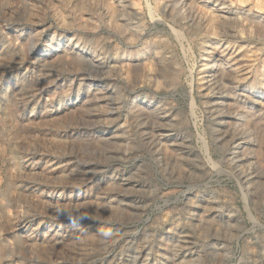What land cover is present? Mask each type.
<instances>
[{
	"label": "rangeland",
	"instance_id": "1",
	"mask_svg": "<svg viewBox=\"0 0 264 264\" xmlns=\"http://www.w3.org/2000/svg\"><path fill=\"white\" fill-rule=\"evenodd\" d=\"M0 264H264V0H0Z\"/></svg>",
	"mask_w": 264,
	"mask_h": 264
}]
</instances>
